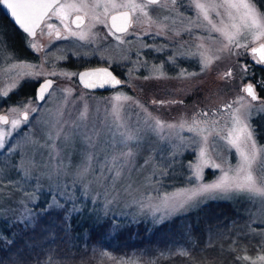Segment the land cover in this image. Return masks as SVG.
Listing matches in <instances>:
<instances>
[{
    "label": "rangeland",
    "instance_id": "rangeland-1",
    "mask_svg": "<svg viewBox=\"0 0 264 264\" xmlns=\"http://www.w3.org/2000/svg\"><path fill=\"white\" fill-rule=\"evenodd\" d=\"M150 14L153 19L169 26L171 30L167 31V39L163 35H144L148 31L156 33L160 30L158 24L149 26L147 22L138 23L130 29L135 35L125 37L124 43L107 35L108 29L103 24H97L92 30L95 33L92 43L70 38L64 42L69 48L60 47L63 39L56 40L53 36L38 32L35 38L26 40V47L32 52L30 59L16 57L8 49L4 40L8 27L0 15V92L9 89L20 79L19 72L28 70L13 69L12 64L27 61L40 66L46 61L43 68L38 70L74 72L69 61L75 60V57L86 60L89 56L82 58V53L81 56H74L68 52L81 47L88 50L90 56L94 54L96 61L117 67L125 81V86L121 88L104 93H87L77 86L73 77L69 79L60 74L53 77L54 91L45 101L36 102L33 97H19L12 102L7 97L0 99V112L3 114L11 107L27 105L30 100L32 106L38 109L36 113L29 114L26 125L8 137L6 149H0V238L10 233L14 222H28L34 210L47 204L65 203L74 223L85 218L94 222L107 215L119 223L142 220L155 224L195 210L208 200L224 199L244 203V232L259 239L252 244L251 250L240 247L236 255L252 258L264 255L260 250L264 243V204L259 198L235 193L209 196L200 203L167 214L162 207L165 197L173 194L179 197L180 190L192 188L196 183L194 179L190 180L192 173L188 167L195 162L199 151L193 143L199 136L188 131L193 117L202 120L204 118L199 113H213L221 109L209 119L216 120L223 127L229 121L231 112L224 106L243 96L240 89L246 83H254L251 78L257 77L252 72L245 75L243 65L247 63L252 69L255 63L244 49L233 50L239 55L217 52L216 49L222 45L220 40H205L204 48L198 49L197 45L201 43L195 38V35L201 34L198 29L193 36L186 32L179 37L174 36V31L186 27V22L182 20L195 15L189 0H178L174 7L169 0V8L153 6ZM165 17L169 19L165 20ZM52 22L59 24L55 20ZM212 35L218 37L216 33ZM29 42L36 44V51L29 47ZM73 42L77 46L75 50L71 48ZM145 45L150 47L146 48ZM165 45L167 47L162 52L153 50ZM201 51L221 58L214 60L207 70L201 71L200 57L189 58ZM61 56L67 59H59ZM173 57L174 63L170 62ZM259 66L264 72V66ZM229 69L233 70V77L221 79ZM181 70L198 74L182 77ZM161 73L163 77L160 79H144ZM44 77H39V80ZM35 83V80L26 79L20 85L28 87ZM258 84L264 89V81L259 80ZM65 88L71 92L67 102L62 91ZM118 93L132 98L120 110L124 125L121 128L116 127L120 121L114 120L111 107L114 103L112 97ZM261 97L260 101L251 102L254 105L251 124L252 119L264 120V111H260L264 108V96ZM246 100L250 101V98L246 97ZM154 101L165 103L157 104ZM85 104L87 114L81 119ZM236 107L239 105L234 104L233 109ZM148 114L154 120L163 122V130L153 131L146 127ZM154 120L151 121L153 124ZM167 125L175 127L169 128ZM200 127L206 128L207 125L201 123ZM57 130H61L59 136ZM129 131L134 133L132 140L126 139ZM203 134L208 133L205 131ZM128 152L132 155L125 158L122 154ZM214 158L217 162L226 160L225 167L237 162L235 150H229L223 142L218 143ZM219 174L218 170L205 169L204 182H211ZM259 174L264 175V172ZM158 207L159 211L156 210ZM239 264L246 262L239 260Z\"/></svg>",
    "mask_w": 264,
    "mask_h": 264
},
{
    "label": "snow or ice",
    "instance_id": "snow-or-ice-1",
    "mask_svg": "<svg viewBox=\"0 0 264 264\" xmlns=\"http://www.w3.org/2000/svg\"><path fill=\"white\" fill-rule=\"evenodd\" d=\"M170 3L174 7L178 0H170ZM0 6L8 10L18 28L30 38H35L39 32L41 35L48 36L55 34L56 40L74 38L87 44L92 43L95 39V33L92 30L97 24H103L108 29L107 35L114 37L120 43H124L126 42L125 37L135 35L129 30L135 28L138 23L147 22L149 26L158 24L160 28L156 33L148 31L144 35L158 37L163 35L167 39V31L171 30L167 24L153 19L150 14V9L153 6L169 8V0H0ZM189 6L194 10L195 15L188 17L186 21L182 20V22H186V27L174 31V36L179 37L182 32L193 36L195 30L198 29L201 33L195 35V38L201 41L197 45L198 49L204 48L205 40H220L222 45L216 49L217 52L239 55V52L233 53V50L244 49L252 57L255 64L264 66V13L258 10L253 0H189ZM178 15L182 16L179 13ZM167 19L169 17H165V20ZM54 20L58 21L59 24L52 22ZM86 21L89 23L86 24ZM213 33L218 34V37H214ZM29 47L33 51L37 50L35 43L29 42ZM145 47L149 48L150 46L145 45ZM166 47L167 45L153 50L162 52ZM197 56L200 57L201 71L207 70L214 60L221 58L219 55L209 56L203 51L193 53L189 58H196ZM59 59H67V57L61 56ZM170 62L174 63L175 58H171ZM46 63V61L43 62V64ZM43 64L38 66L27 61L12 64L13 69L28 70L18 73L20 79L14 82L9 89L0 92V99L8 97L14 89L20 86L22 81L31 79L38 84L35 100L37 102L45 101L54 91L55 81L45 78L43 82H40L39 77L41 76L55 77L62 74L69 79L78 77L80 84L85 89L116 88L125 83L110 70L111 66L82 72L58 73L57 71L38 70L43 68ZM249 70V65L245 63L243 65L245 75ZM197 74L188 73L185 70H181L180 73L182 77ZM233 74V70L229 69L221 76V79L227 80L233 77ZM162 77L163 73L159 76H146L144 79H160ZM258 89L264 90L259 84L247 83L240 89L244 95L239 96L232 104L224 106L231 112L229 121H226L223 127L216 120L209 119L221 112V109L215 110L213 113H199L198 115L204 118L202 120L193 117L188 131L199 136L198 140H193L199 151L196 154L195 162L190 163L188 167L192 173L190 180L194 179L196 183L192 188L180 190L179 197L175 194L165 197L162 201L165 214L191 206L194 203H200L209 196H228L234 193L248 194L250 198H259L264 204V175L259 174L264 172V146L258 145L255 130L250 123L251 110L254 108L251 102L262 99ZM62 91L65 93V102H67L71 92L67 88ZM246 97L250 98V101L246 100ZM131 99L130 96L119 93L112 97L114 101L111 106L112 115L115 121H120L116 124L117 128L124 127L120 110L124 103L131 101ZM177 102L172 101L171 103ZM154 103L163 104L165 102L154 101ZM234 104H238L239 107L233 109ZM37 111V107L32 106L30 100L27 105L11 107L7 113L0 115V126H7L0 127V149H6L9 144L8 137H11L22 125L27 124L30 113ZM260 111H264V108H261ZM86 114L87 104L81 113V119ZM153 120L154 118L148 114L145 119L146 127L153 131L163 130L165 126L163 122L155 119L153 124L151 122ZM201 123L206 124L207 127L201 128ZM180 126L183 127V124ZM167 127L174 128L175 125H167ZM205 131L208 133L207 135L203 134ZM60 134L61 130H57V136ZM126 139H134V133L129 131ZM219 142H223L229 150H235L237 156L235 165L228 164L225 167L226 160L216 161L214 154L217 152ZM122 155L127 158L132 153L128 152ZM209 168L218 170L220 174L211 182H204V170ZM156 210L159 211L160 208L158 207ZM8 243H14V241H8ZM260 250L264 252V243L261 244ZM183 254L187 255L186 252ZM236 258L246 262V264H264V255H258L255 258L244 255ZM115 264H134V262L121 259L115 261Z\"/></svg>",
    "mask_w": 264,
    "mask_h": 264
},
{
    "label": "trees",
    "instance_id": "trees-1",
    "mask_svg": "<svg viewBox=\"0 0 264 264\" xmlns=\"http://www.w3.org/2000/svg\"><path fill=\"white\" fill-rule=\"evenodd\" d=\"M253 2L264 13V0ZM3 20L8 27L4 40L15 49L18 31ZM249 72L257 76L251 78L255 84L264 81L259 65L253 64ZM31 88L22 84L8 98L31 95ZM251 125L264 146V120L252 119ZM243 206L239 200L211 199L195 210L148 224L119 223L107 215L74 223L65 203L47 204L34 210L28 222H14L10 233L0 238V264H115L121 259L134 264H239L240 247L251 250L259 240L244 232Z\"/></svg>",
    "mask_w": 264,
    "mask_h": 264
},
{
    "label": "flooded vegetation",
    "instance_id": "flooded-vegetation-1",
    "mask_svg": "<svg viewBox=\"0 0 264 264\" xmlns=\"http://www.w3.org/2000/svg\"><path fill=\"white\" fill-rule=\"evenodd\" d=\"M0 15L2 16V18H6L8 19L5 14L3 13V11L1 10L0 8ZM9 20V19H8ZM12 24H13V27L18 31V34H17V38H18V43H17V48L15 49H10L8 47V49L13 53V55H15L16 57H23L24 59L25 58H29V56H32L31 55V50L30 49H27V43H26V40H28L30 37H27L26 34H24L22 32V30H20L11 20H9ZM54 38H55V34L52 35ZM56 39V38H55ZM69 39H66V40H62L61 43H62V48H69L67 47L64 42L67 41ZM57 44V43H56ZM75 45V43L73 42V45L71 48H73L74 50L77 49V46L75 45V48L73 47ZM40 50V48H39ZM41 51V50H40ZM70 55L74 54V56L77 54L79 56H81V53L84 54L82 58H85L86 56H89L86 60L84 59H81L79 57H75V60H70L69 61V65L71 66V68L73 69L74 72H79L80 70H83V69H89V68H94V67H99V66H105V67H109L111 66L110 70H112L114 72L115 75H117V77L119 79L122 80V73L121 71H118L119 69H117V67H115L114 65H111V64H108V63H105V62H102V61H96V57L94 54H89L88 50H86L84 47H81L77 50H75L74 52L70 53L68 52ZM30 59V58H29ZM46 77V76H45ZM52 78L54 81L55 79L53 77H50ZM74 78V81L75 83L77 84V86L83 91V92H87V93H104V92H107V91H110V90H113V89H117V88H121V87H124L125 86V83L120 85V86H117L116 88H109V89H103V90H92V89H85L77 80V77H73ZM41 80V79H40ZM39 80V81H40ZM37 85V83H35L34 85H32V88H31V95H26L25 93H23V97H30V98H34L35 100V97H34V92H35V86ZM8 98V97H7ZM22 98V97H20ZM8 101H13L11 99L8 98ZM36 101V100H35ZM37 102V101H36ZM0 114H2L0 112Z\"/></svg>",
    "mask_w": 264,
    "mask_h": 264
},
{
    "label": "water",
    "instance_id": "water-1",
    "mask_svg": "<svg viewBox=\"0 0 264 264\" xmlns=\"http://www.w3.org/2000/svg\"><path fill=\"white\" fill-rule=\"evenodd\" d=\"M0 8H1V10L3 11V13L5 14V16L15 24V22H14L13 18L11 17L10 13L8 12V10L5 9V8H3L2 6H0ZM15 25H16V24H15ZM16 26H17V25H16ZM17 27H18V26H17ZM254 46H255V45H254ZM103 67H105V66H99V67H94V68H89V69H83V70H80L79 72H82V71H85V70L96 69V68H103ZM45 78H50V77H44L43 79L40 80V82H43V80H44ZM50 79H52V78H50ZM77 80H78V82H79L78 77H77ZM79 83H80V82H79ZM246 84H247V83H246ZM37 87H38V84L35 86L34 97L36 96V88H37ZM109 88H112V87L97 88V89H92V90H103V89H109ZM0 115H4V114L2 113V114H0Z\"/></svg>",
    "mask_w": 264,
    "mask_h": 264
}]
</instances>
